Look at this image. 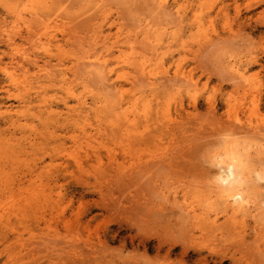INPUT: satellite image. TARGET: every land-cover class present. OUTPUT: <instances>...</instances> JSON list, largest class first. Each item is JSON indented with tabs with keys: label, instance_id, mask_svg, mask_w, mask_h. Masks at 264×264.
<instances>
[{
	"label": "rangeland",
	"instance_id": "obj_1",
	"mask_svg": "<svg viewBox=\"0 0 264 264\" xmlns=\"http://www.w3.org/2000/svg\"><path fill=\"white\" fill-rule=\"evenodd\" d=\"M88 53L129 95L155 80L160 113L128 125L112 112L98 124L93 111L74 145L62 100L76 102L58 79L80 92L74 63ZM131 62L148 65L145 76ZM9 109L0 264H264V0H0ZM227 141L244 152L258 208L243 216L213 187Z\"/></svg>",
	"mask_w": 264,
	"mask_h": 264
},
{
	"label": "bare ground",
	"instance_id": "obj_2",
	"mask_svg": "<svg viewBox=\"0 0 264 264\" xmlns=\"http://www.w3.org/2000/svg\"><path fill=\"white\" fill-rule=\"evenodd\" d=\"M9 11L13 13L11 7H9ZM49 24L45 23L44 28L48 29L51 27ZM4 30L8 31L6 28ZM103 57H97L96 54L93 55L90 53L76 57V62L74 63L75 69H73L75 79L73 81L76 80L82 84L83 88L80 92H77L73 86L69 85L73 82H68V78L65 77L66 74H63L58 79L59 83L65 85L64 91L66 95L76 102L75 106L70 107L68 100H62L64 107L72 113V118L67 123L73 127L69 138L74 145H82L84 142L83 139L89 137L92 126L90 114L93 111L95 112L94 117L98 124L103 122L105 116L112 112L111 114L116 117L122 115L128 125H133L141 117L148 120L152 112L160 113V108L156 111L153 108V102L156 99L154 90L156 89L157 83L155 80H151V77H146L145 85L140 88L136 87L137 89L135 88L136 90L129 95V92L120 87V85L110 83L111 78L109 74L111 70L107 69V60ZM121 61L125 62L124 59H118V63ZM77 63H80L81 66L79 67ZM77 65L80 72L76 70L78 69L76 67ZM129 66H132L135 72L139 69L140 71L137 70L138 73L143 76H145L143 73H146L147 67H149L144 63L134 62H131ZM81 67H83L82 70ZM1 69L4 75L10 77L12 80L15 79V76L12 72L8 71L9 69L7 67ZM148 73H150V70H148ZM93 79L96 80L93 83L95 84V86L93 85L94 87L90 84L91 81H94ZM97 82L99 83L98 85H96ZM143 88L144 90H142ZM146 88L148 90L150 89L149 94L144 92ZM112 92L116 93L117 96L111 95ZM30 96H28L24 104L33 102V100H29ZM88 98L91 99V102L88 101ZM42 101L47 102V98L44 96L43 100L40 99V103ZM125 105L126 107H124ZM11 110L0 111V115L8 114ZM166 112L167 110H162L161 114L164 113V115L168 116ZM225 144L227 145L223 152L218 154L214 160V166L217 168V171L215 172V186L213 185V187L217 189L218 200L224 211L227 214H231L232 217H236L237 215H244L245 212L250 210L255 211L258 208L253 203L254 201L247 189L244 174L245 167L243 165L244 152L232 141H227ZM75 162L78 166L81 165L77 159H75ZM257 177L259 180L264 181V173H257ZM4 228H9V224H5Z\"/></svg>",
	"mask_w": 264,
	"mask_h": 264
}]
</instances>
